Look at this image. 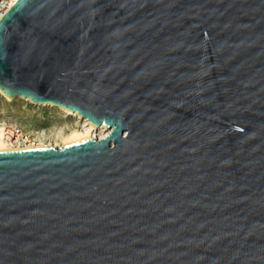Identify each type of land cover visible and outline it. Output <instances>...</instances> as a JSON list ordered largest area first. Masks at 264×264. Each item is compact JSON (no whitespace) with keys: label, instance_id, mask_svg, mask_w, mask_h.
Segmentation results:
<instances>
[{"label":"water","instance_id":"obj_1","mask_svg":"<svg viewBox=\"0 0 264 264\" xmlns=\"http://www.w3.org/2000/svg\"><path fill=\"white\" fill-rule=\"evenodd\" d=\"M0 88L111 128L0 154V264H264V0H19Z\"/></svg>","mask_w":264,"mask_h":264},{"label":"rangeland","instance_id":"obj_2","mask_svg":"<svg viewBox=\"0 0 264 264\" xmlns=\"http://www.w3.org/2000/svg\"><path fill=\"white\" fill-rule=\"evenodd\" d=\"M0 120L16 123L30 134L44 133L46 144L55 141L61 132L67 134L81 126L60 111L49 106H36L20 98L12 102L0 98Z\"/></svg>","mask_w":264,"mask_h":264},{"label":"bare ground","instance_id":"obj_3","mask_svg":"<svg viewBox=\"0 0 264 264\" xmlns=\"http://www.w3.org/2000/svg\"><path fill=\"white\" fill-rule=\"evenodd\" d=\"M15 3L13 4V6L15 5ZM3 17L4 15L0 18V21L3 19ZM0 98L5 99L7 102H12L15 100V98L7 95L1 88H0ZM18 98L23 99L36 106H43L34 103V101H32L30 98H23V97H18ZM49 107H51L56 111H60L71 118H74L78 123L81 124L80 128H75L67 134L61 132L55 141L49 142L47 144L41 143L39 145H28L21 148H12L9 147L6 143L0 142V154L9 153V152H43V151H54L60 149H70V148L81 147L95 142L103 141L106 138V136H110L111 128H109L108 126L105 127L104 124L99 125L98 127L95 128L89 123L90 122L89 118L84 116L82 117V115L79 113L70 112L66 110L64 107H54V106H49ZM0 134H1V130H0Z\"/></svg>","mask_w":264,"mask_h":264},{"label":"built area","instance_id":"obj_4","mask_svg":"<svg viewBox=\"0 0 264 264\" xmlns=\"http://www.w3.org/2000/svg\"><path fill=\"white\" fill-rule=\"evenodd\" d=\"M17 0H0V18L7 14L14 3ZM15 3V4H16ZM0 142L6 143L12 148H21L28 145H39L41 143L46 144L43 141L44 133L41 134H30L26 132L20 125L0 120Z\"/></svg>","mask_w":264,"mask_h":264}]
</instances>
